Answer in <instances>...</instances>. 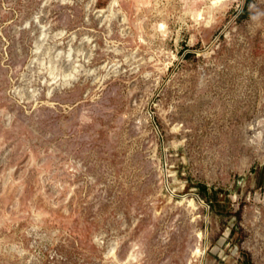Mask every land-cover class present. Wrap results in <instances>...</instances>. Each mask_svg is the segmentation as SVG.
<instances>
[{
    "label": "rangeland",
    "instance_id": "obj_1",
    "mask_svg": "<svg viewBox=\"0 0 264 264\" xmlns=\"http://www.w3.org/2000/svg\"><path fill=\"white\" fill-rule=\"evenodd\" d=\"M199 243L264 264V0H0V264Z\"/></svg>",
    "mask_w": 264,
    "mask_h": 264
},
{
    "label": "bare ground",
    "instance_id": "obj_2",
    "mask_svg": "<svg viewBox=\"0 0 264 264\" xmlns=\"http://www.w3.org/2000/svg\"><path fill=\"white\" fill-rule=\"evenodd\" d=\"M230 0H211L214 7L222 6L224 3ZM195 17H202L203 14L200 11H196L194 13ZM164 25V24H163ZM62 33V31H61ZM190 204L194 206V202L190 201ZM203 232L198 233V237L200 240L203 239ZM139 248L137 246L134 247L130 255L126 258L125 261H121L116 254V251H113L111 256L116 258V261L120 264H137L139 262ZM204 255V250L202 249L201 243L197 244L194 249L192 250V257L189 260L188 264H197L198 260Z\"/></svg>",
    "mask_w": 264,
    "mask_h": 264
}]
</instances>
